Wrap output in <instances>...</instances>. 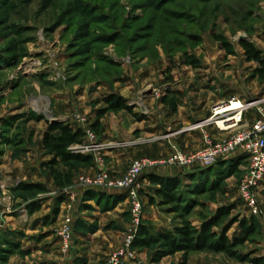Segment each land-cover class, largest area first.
<instances>
[{
	"label": "rangeland",
	"instance_id": "rangeland-1",
	"mask_svg": "<svg viewBox=\"0 0 264 264\" xmlns=\"http://www.w3.org/2000/svg\"><path fill=\"white\" fill-rule=\"evenodd\" d=\"M243 40L264 56V0H0V60L12 62L0 63V255L6 258L0 264H56L58 232L68 218L75 246L67 264H96L99 256L103 263L131 235V214L118 208L124 198L105 200L80 186L81 177L95 174L93 167L79 168L65 189L56 187L47 168L52 156L42 146L49 122L78 126V118L84 119L95 135L90 139L97 144L96 154L110 163L105 170L114 178L134 161L168 158L172 146L193 154L201 146L188 151L179 141L183 106L208 117L217 103L232 97L264 101V81L255 76L261 66L249 62ZM169 90L185 96L175 115L161 101ZM110 94L123 97L134 114L107 112L102 125L106 119L121 123L115 132L97 135L92 126L99 112L107 111L103 98ZM31 115L40 119L31 121ZM70 150L88 155L80 147ZM111 150L118 151L119 161L111 160ZM119 165L127 169L114 175ZM228 167L182 172L178 192L184 220L154 191L152 205L144 188L143 227L154 235L188 220L200 229L230 206L235 209L229 223L249 219L238 193L248 162L233 175L226 173ZM22 184L45 190L27 193L19 189ZM212 187L221 190L216 198ZM263 200L257 243L238 248L250 260L264 257ZM160 237L150 246L133 245L134 264H253L212 249L187 258L169 256ZM227 237H242L239 223Z\"/></svg>",
	"mask_w": 264,
	"mask_h": 264
},
{
	"label": "built area",
	"instance_id": "built-area-1",
	"mask_svg": "<svg viewBox=\"0 0 264 264\" xmlns=\"http://www.w3.org/2000/svg\"><path fill=\"white\" fill-rule=\"evenodd\" d=\"M160 92H157L159 95ZM253 114L255 119L251 124L247 116ZM78 126L85 133L80 147L93 155L95 174L81 177L79 184L86 191L109 190L119 191L126 195V201L131 214V235L125 245L114 251L106 264H134L138 258L133 250L136 234L144 219V202L142 185L146 172L160 167H178L185 169H206L215 166L219 161H228L237 156H243L248 162V169L239 185V199L249 216L260 217L262 214L261 199L264 190V101L245 100L232 97L217 103L210 116L204 121L190 127V130L203 132L202 146L193 154H185L181 149L173 147L172 153L166 159L145 158L134 161L127 172L120 178H114L103 167L105 161L96 154L97 149L92 142L95 137L88 129L84 119L78 118ZM83 125H82V124ZM71 124V123H70ZM74 128L78 127L77 125ZM207 127L216 128L222 135L215 136ZM91 138V139H90ZM91 143H87V140ZM68 218L59 229L60 259L56 264H67L73 252L74 225Z\"/></svg>",
	"mask_w": 264,
	"mask_h": 264
},
{
	"label": "trees",
	"instance_id": "trees-1",
	"mask_svg": "<svg viewBox=\"0 0 264 264\" xmlns=\"http://www.w3.org/2000/svg\"><path fill=\"white\" fill-rule=\"evenodd\" d=\"M241 46L243 47L249 62L258 63L261 66L256 69L255 76L261 81H264V56L250 42L243 40L241 42ZM0 63L5 64V66L12 64V62L10 63L5 57L0 60ZM191 64L195 65L196 63L191 62ZM1 67L3 68V66ZM170 80L173 79L170 78L169 81ZM184 99L185 96L181 91L169 90L161 101L163 105L170 108V110L176 114L180 106H182ZM103 101L107 105V111L99 112L97 118L98 121L92 126L97 135H101L103 131L101 120L107 112L116 113L120 111H127L130 114H134L132 106H129L127 101L119 95H107L103 98ZM140 118H143V120L146 119L144 116ZM29 119L31 121H38L40 117L37 118L34 115H31ZM84 138L85 133L79 127L74 128L70 124L61 121L48 123L47 130L44 132L42 138V146L47 154L52 156V160L48 162L47 168L50 171L57 188L65 189L68 187L72 183L75 173L79 170V168L94 167V158L91 155L76 154L70 150L72 146L82 144ZM244 162L245 158L243 156H237L228 161H219L215 166L200 170L201 173H203L206 171H213L215 168H220V166L225 165L229 166V170L226 173L233 171V175L238 172V167H240ZM198 171L194 172L198 173ZM148 179L151 185L154 186L155 196L160 199L161 204L164 206H170L173 213L180 214L181 218L184 220L183 215H181L183 211L182 197L178 192L180 179L178 177L166 178L156 174L148 175ZM19 189L27 193L45 190V188L39 184H22ZM210 190L214 191L212 198H216V195L221 192L220 188L212 187ZM262 196L264 198V190L262 191ZM149 201L152 205L156 204L155 197L153 196L149 197ZM234 209V206L221 208L216 215L206 220L200 229L192 227L190 221L185 220L181 228H176L174 231L170 232L160 231L153 235V233L143 227L142 224L139 230V233L141 234L138 240L135 241L134 246L136 249L142 247L143 245L150 246L154 242L153 239L158 240L161 236L160 238L163 240V244L166 247L169 256L176 255L177 253H183L187 258L188 255L193 252L212 249L223 252L229 257L238 258L241 261H250L253 264H264V257L250 260L246 255L238 253V248L244 247L246 243H257L256 238L259 235V223L256 220L257 217L254 216L243 220L238 218L237 220L235 219L236 221H234V223L233 221L229 223ZM235 223H239L240 230L242 231V237H236L229 240L227 233ZM216 229H219L221 232H216ZM1 260L5 261L6 258L0 255V261Z\"/></svg>",
	"mask_w": 264,
	"mask_h": 264
},
{
	"label": "crops",
	"instance_id": "crops-1",
	"mask_svg": "<svg viewBox=\"0 0 264 264\" xmlns=\"http://www.w3.org/2000/svg\"><path fill=\"white\" fill-rule=\"evenodd\" d=\"M196 103L197 104H203V101H199V102H196ZM163 106H165V105H163ZM204 106H203V108H204V110H206V106H208V104H206ZM165 107H167V106H165ZM190 107L189 106H187V107L183 106L184 113H182L180 115L179 123L180 124L181 123L184 124L185 125L184 126L185 129L180 131V134H181L180 137L182 136V138H180L181 140L178 139L180 141V143L185 144L186 148H184V149L185 150L188 149V151L192 150V149L196 150V149L200 148V146H202V139H203V132L201 130H190V127H192L193 125H196L197 123H200V122L204 121L205 119H207L210 116V115L208 117L204 116V115H202V114L197 112V110L195 109L196 107H193V106L191 108ZM185 109H187V110H185ZM151 114L152 113H150V111H149V117H150ZM253 116H254L253 114H249L247 116V119L250 120V118H252ZM254 119H253V122H254ZM56 121H59V120H56ZM120 123L121 122H109L108 119H106V122L103 125V132H105V133L106 132H115L117 127L120 125ZM124 123L126 124V121H124ZM148 123L152 124L150 126H154V128H157V125H156L157 123H152V122H149V121H148ZM249 123H251V120L249 121ZM125 127H126V125H125ZM207 130L209 132L213 133L217 137L226 136L224 134L222 135L214 127H212L211 129L207 128ZM131 131H133L132 128H130V132ZM165 137L168 138L167 136H165ZM164 140H167V142L169 143L170 147L172 146V142L170 141V139L169 140L168 139H164ZM189 145H190V149H189ZM170 150H171V148H170ZM109 153H110V157H111L112 161H114V160H118L119 161V159H117V158H119V156H118L119 153H118L117 150H111V151H109ZM91 156H93V155H91ZM99 156H100V154H99ZM109 164H110L109 162H107V163L105 162V166L103 168L104 169H106V167L108 168L110 166ZM93 168H95V165H94ZM126 169H123L121 167V165H119L117 167L114 166V168L112 169V173L114 175H122L126 171ZM184 170H186V172H188V174H191V173H193L195 171V170L192 171V169L190 170V169L178 168V167H160V168H156V169H153V170H150V171L146 172V175L144 176V179H143V185H144V188L146 190V191L145 190L144 191H145V196H146L147 200L149 201V195L151 194V191H154V186L151 185V183H150V181L148 179V175L156 174V175H159V176H162V177H166V178H174V177H179ZM147 185H150L151 188H149V186H147ZM84 192L86 193L85 190H84ZM92 193H94V195L98 196V198L102 197L105 200H109V201H113V202H115L116 200H118L120 198H124V200H119L118 201V203H119L118 204V208L121 207V208H125L127 211L129 210V206H128V203L126 201L125 194H123L122 192L109 191V190H95ZM98 259L99 260L96 261V264H106L105 262H106L107 258L104 259L103 263H102V260H103L102 256H99Z\"/></svg>",
	"mask_w": 264,
	"mask_h": 264
},
{
	"label": "bare ground",
	"instance_id": "bare-ground-1",
	"mask_svg": "<svg viewBox=\"0 0 264 264\" xmlns=\"http://www.w3.org/2000/svg\"><path fill=\"white\" fill-rule=\"evenodd\" d=\"M37 102V101H36ZM35 105V104H34ZM36 107V106H35ZM39 111H47V108H44V109H40ZM47 114V113H46Z\"/></svg>",
	"mask_w": 264,
	"mask_h": 264
}]
</instances>
